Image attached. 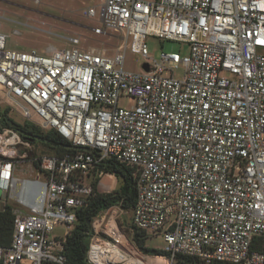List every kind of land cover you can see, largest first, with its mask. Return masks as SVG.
Here are the masks:
<instances>
[{"label":"built area","instance_id":"2783aa9c","mask_svg":"<svg viewBox=\"0 0 264 264\" xmlns=\"http://www.w3.org/2000/svg\"><path fill=\"white\" fill-rule=\"evenodd\" d=\"M87 15L95 35L119 36L114 54L79 38L7 50L0 27V103L73 147L33 157L32 141L0 128V210L14 215L0 264H69L67 240L107 161L131 171L132 224L165 248L137 249L113 207L91 223L88 264H264V0H104ZM148 37L189 54L153 60ZM129 51L152 62L127 70Z\"/></svg>","mask_w":264,"mask_h":264},{"label":"rangeland","instance_id":"374dc122","mask_svg":"<svg viewBox=\"0 0 264 264\" xmlns=\"http://www.w3.org/2000/svg\"><path fill=\"white\" fill-rule=\"evenodd\" d=\"M103 2L104 0H0V27L1 32L6 36L7 50L23 52L36 50L40 54H44L50 47L57 49L70 47L69 39L79 38L81 40L80 47L85 50L97 48L114 54L121 43L119 36L116 33L95 35L92 29L100 24L98 19H92L87 15L90 8L100 10ZM146 43L149 56L153 60L159 61L162 53L175 52L181 56L189 54L188 44L162 40L157 37H148ZM152 59H146L129 51L126 55L125 67L127 70L140 73L143 70V65L152 62ZM173 74L175 78L183 79L185 68L178 65L174 68ZM134 105L135 101L127 96L121 97L118 102V106L123 109H131ZM0 110H9V117L17 123L26 122L17 110L1 103ZM28 153L34 157L49 156L54 152L37 141L32 142V150H29ZM19 176L21 178L30 177L21 171H19ZM113 177L111 175L103 176L99 183V192L110 193L115 190L119 179ZM132 214L125 212L119 219L131 244L129 226L132 224ZM65 232L64 227H58L55 231L56 234ZM146 245L152 249L162 250L165 248L161 236L151 237ZM155 264H162V262L157 261Z\"/></svg>","mask_w":264,"mask_h":264},{"label":"trees","instance_id":"16d2710c","mask_svg":"<svg viewBox=\"0 0 264 264\" xmlns=\"http://www.w3.org/2000/svg\"><path fill=\"white\" fill-rule=\"evenodd\" d=\"M0 116V128H15L22 133L24 138L30 141L36 137H42L43 140L39 142L42 143L45 148L53 151V155L55 156L61 157L73 151V149L66 148V146H70L69 143L63 140L54 130L44 132L39 127L29 122H24L22 124L17 123L9 117V110H0ZM101 171L104 172L105 176L116 175L117 177H123L125 184L120 190H114L110 193H101L98 190L100 178H96L92 183L93 193L87 199L85 206L79 210L77 224L66 243V256L69 260V264H88L87 252L89 249V233L91 231V223L95 217L113 207L120 206L126 213H132L135 208L137 190L131 171L115 161H107L105 165L101 167ZM129 227L131 241L137 249L150 256L163 255L161 250L147 247L146 244L149 237L144 231L136 229L132 224ZM13 229L14 215L11 207L0 210V247H7L10 245Z\"/></svg>","mask_w":264,"mask_h":264},{"label":"water","instance_id":"95a60500","mask_svg":"<svg viewBox=\"0 0 264 264\" xmlns=\"http://www.w3.org/2000/svg\"><path fill=\"white\" fill-rule=\"evenodd\" d=\"M144 68H145V70L148 71V66L147 65H145ZM42 140H43V138L39 136V137H36L35 139H33L32 141H42ZM66 148L67 149H73L72 146H66ZM118 179H119V181H118V184H117L115 190H120L123 187V185L125 184V180H124L123 177H118Z\"/></svg>","mask_w":264,"mask_h":264},{"label":"bare ground","instance_id":"6f19581e","mask_svg":"<svg viewBox=\"0 0 264 264\" xmlns=\"http://www.w3.org/2000/svg\"><path fill=\"white\" fill-rule=\"evenodd\" d=\"M111 179H112V177H111ZM157 261H159V260H152L153 263H156Z\"/></svg>","mask_w":264,"mask_h":264},{"label":"flooded vegetation","instance_id":"af4514ba","mask_svg":"<svg viewBox=\"0 0 264 264\" xmlns=\"http://www.w3.org/2000/svg\"><path fill=\"white\" fill-rule=\"evenodd\" d=\"M0 120H1V116H0Z\"/></svg>","mask_w":264,"mask_h":264}]
</instances>
